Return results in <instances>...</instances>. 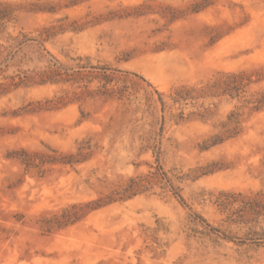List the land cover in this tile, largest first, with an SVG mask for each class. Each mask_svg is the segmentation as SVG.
<instances>
[{
  "label": "rangeland",
  "instance_id": "374dc122",
  "mask_svg": "<svg viewBox=\"0 0 264 264\" xmlns=\"http://www.w3.org/2000/svg\"><path fill=\"white\" fill-rule=\"evenodd\" d=\"M0 264H264V0H0Z\"/></svg>",
  "mask_w": 264,
  "mask_h": 264
},
{
  "label": "trees",
  "instance_id": "16d2710c",
  "mask_svg": "<svg viewBox=\"0 0 264 264\" xmlns=\"http://www.w3.org/2000/svg\"><path fill=\"white\" fill-rule=\"evenodd\" d=\"M235 78V77H234ZM236 79V78H235ZM234 83H236V81H234Z\"/></svg>",
  "mask_w": 264,
  "mask_h": 264
}]
</instances>
